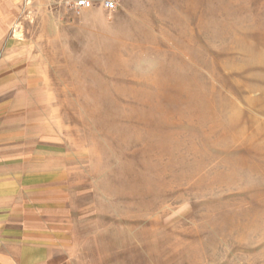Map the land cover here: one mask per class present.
<instances>
[{
  "label": "rangeland",
  "instance_id": "1",
  "mask_svg": "<svg viewBox=\"0 0 264 264\" xmlns=\"http://www.w3.org/2000/svg\"><path fill=\"white\" fill-rule=\"evenodd\" d=\"M0 127L23 260L264 264V0H21Z\"/></svg>",
  "mask_w": 264,
  "mask_h": 264
},
{
  "label": "crops",
  "instance_id": "2",
  "mask_svg": "<svg viewBox=\"0 0 264 264\" xmlns=\"http://www.w3.org/2000/svg\"><path fill=\"white\" fill-rule=\"evenodd\" d=\"M15 7H21V0H0V47L7 40V35L13 24ZM4 129L5 127H2V130L0 127V264H45L47 262L45 257L36 255L37 247H31V252L36 251L35 255L28 254L23 260L20 227L22 219L21 178L16 174L21 166L19 162L15 161L16 155L6 157L7 151L13 153L15 146L20 149L22 142L15 139L14 132H6ZM18 156L20 157V152ZM7 220H13V226L18 221L17 231L16 227L6 228L5 221ZM11 235L14 239L10 238L7 242L6 237H11ZM16 235L17 240L15 239Z\"/></svg>",
  "mask_w": 264,
  "mask_h": 264
},
{
  "label": "built area",
  "instance_id": "3",
  "mask_svg": "<svg viewBox=\"0 0 264 264\" xmlns=\"http://www.w3.org/2000/svg\"><path fill=\"white\" fill-rule=\"evenodd\" d=\"M52 2L68 7L76 14H82L93 8H102L106 11H116L121 5V0H51Z\"/></svg>",
  "mask_w": 264,
  "mask_h": 264
}]
</instances>
